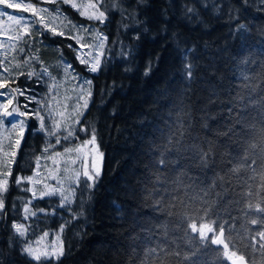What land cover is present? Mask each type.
Segmentation results:
<instances>
[{
  "label": "trees",
  "instance_id": "16d2710c",
  "mask_svg": "<svg viewBox=\"0 0 264 264\" xmlns=\"http://www.w3.org/2000/svg\"><path fill=\"white\" fill-rule=\"evenodd\" d=\"M117 3L120 9L113 7ZM98 7L107 17L99 26L107 40L98 72L79 63L72 39L41 27L25 37L42 40L40 48L32 46L39 63L31 75L24 69L10 82L12 90H34L33 80L44 78L46 68L58 76L61 60L91 80L92 95L72 139L79 145L95 131L103 153L101 175L94 188L77 194L68 211L58 209L48 222L44 216L39 221L44 229L64 225L63 254L50 264H156L158 258L164 264H230L225 251L243 256L247 264H264L259 235L264 232V5L260 0H101ZM185 8H195L196 15ZM62 9L84 21L70 6ZM133 12L139 27L148 28L138 41L127 16ZM122 51L130 54L122 57ZM149 62L154 67L145 76ZM13 98L22 107L23 97ZM37 127L31 118L18 159L44 143ZM210 146L202 165L198 153ZM161 158L166 165L159 164ZM24 195L11 183L0 228V264H49L25 256L6 223L8 206L18 201L20 209L18 198ZM204 202L211 205V219L225 225L227 250L200 243L198 234L186 235L185 206L201 208ZM52 205L51 198L32 203L34 210L50 211ZM169 205L171 215L165 210Z\"/></svg>",
  "mask_w": 264,
  "mask_h": 264
},
{
  "label": "rangeland",
  "instance_id": "374dc122",
  "mask_svg": "<svg viewBox=\"0 0 264 264\" xmlns=\"http://www.w3.org/2000/svg\"><path fill=\"white\" fill-rule=\"evenodd\" d=\"M37 1L38 3H32V1L27 0H9V2L20 3L22 5L21 8H7L6 5L0 4V12H7L9 15H14L18 19H21V24L17 25L14 21H10L8 19V15L0 16V83L5 85V87L0 88V93H8L12 98L13 104L8 106L9 110L13 107H18L20 111H25L23 105L28 103V101H26V96H32L34 101L41 102L40 105H37L35 102L28 103V114L25 117H19L17 114L16 117L6 118V121L15 120V122L18 123L19 119H26L29 121L33 118L35 123L39 126V121L34 118L30 109H36L41 105H46V111L41 113L45 115V123L51 126L52 121L46 114L47 111H51L53 117L60 122L61 128L59 134L63 136L66 134L65 129L69 127L76 128L83 116L77 117L75 115V110L77 109L78 104H83V100L79 99V96L83 91V80H90V78L73 72L71 67L70 71L66 72L64 67L65 63L61 60L60 72L58 76L53 74L51 68H46L43 71L44 78L38 76L35 77V80H33L35 87L34 90L26 88V90L19 89V92H16L11 89L12 86L10 85V82H13L22 70L25 69L27 71H31L32 68L35 67L34 63H39L32 46L35 44L36 49L40 48L39 42L42 40L35 39L34 42L32 40L27 41L25 37L41 27V29L49 31L52 35L67 36L72 39L76 45V51L78 50L77 55H87L90 52L93 55L97 54L99 50L95 47L97 43L95 39V32L98 31L104 35L99 28L101 24L95 20H88L86 16L82 17L84 21H80L79 19H76L74 15L62 9V6L68 5L71 7V4L75 3L77 8H71L77 15H79V11H84L86 14H96L100 11L98 3L101 0H69L68 4L59 3V0ZM40 1L45 2L46 4H39ZM94 4L97 5L96 9L90 7ZM26 5H31V8L27 11L24 10V6ZM33 9L36 11L33 12ZM80 27L92 28L94 31L92 33H85L79 30ZM60 33H63V35ZM77 39H79L85 46L81 47V44L76 43ZM104 52L105 49L103 50V55L100 57L101 60L104 56ZM32 72L33 70L30 73ZM19 93H23V95ZM15 95H21L23 97L22 107L14 104L13 97H15ZM7 98L8 97L0 96V103H6ZM87 99L89 104L90 98ZM86 109L81 108L79 110L84 114ZM41 134L44 136L45 141L40 145L39 149L34 151L29 150L27 152L24 151L18 159V151L20 149L22 139L20 140L19 146L16 145V141L20 139V130L16 129L15 131H12L11 124L7 122L0 124V166L7 162L8 167L11 168L8 190L12 181L18 176H33L32 183H24L20 186H16L12 183L13 187L16 189L19 188V191L26 192L27 195H24L23 197L20 196L18 198L21 207L20 209L17 208V201L15 204V213L11 210L14 202L8 206L9 219L7 218L6 223H9L11 234L20 242L21 249L25 246L24 241L27 239L32 242L33 252L36 255L42 253L46 249V246L50 245L56 238L57 234L59 235L57 251L62 249L63 253L62 231H60L61 225H59V228L57 229H44L39 221L46 220L43 218L44 216L47 218L48 222L49 218H53L57 214L58 209H65L68 211L69 207H71L75 202L77 194L79 192H85L82 172L85 168H91L93 157L95 158L97 169L101 171L102 167V157L100 156L101 152L99 148L98 151H96V149L91 145H83V143L73 145L72 138L68 141L62 139L61 143L56 145L55 136L48 137L43 133ZM47 144H51L54 147H52L48 152H44V148ZM9 145H11V147H9ZM78 146L79 151H76L75 149H77ZM65 148H71L73 151L65 152ZM56 152L61 153V155L56 156ZM16 163L17 166L14 172L13 169ZM2 172L3 168L0 167V174H2ZM78 174H80L79 180ZM45 184L51 185V188L45 189ZM33 187H35L37 195L40 191H51L52 188H58L60 193L67 196L70 203L66 207L61 208V195L59 193L51 197L45 196L43 198L33 199L31 192L24 191L25 188ZM73 189L75 191H73ZM7 192L4 194L5 203ZM46 198L53 199L52 210L46 211L43 209V212H41V209H33L32 203L35 200H42ZM12 199L17 200V198L14 197ZM29 200H32V203L28 204V207L33 212H36L37 215L30 217L28 220H24L23 209ZM2 220L3 215H0V228L3 223ZM13 223L24 224V226L28 229L25 238L19 237L15 229L12 228ZM41 228L43 230H41ZM44 232H48L49 236L37 244L36 241L43 236ZM25 256L34 260L33 257H30L27 254H25ZM56 260V258H53L51 261L55 262ZM41 261L45 260L42 258Z\"/></svg>",
  "mask_w": 264,
  "mask_h": 264
},
{
  "label": "snow or ice",
  "instance_id": "6c2138e0",
  "mask_svg": "<svg viewBox=\"0 0 264 264\" xmlns=\"http://www.w3.org/2000/svg\"><path fill=\"white\" fill-rule=\"evenodd\" d=\"M142 2H143V0H139V3H142ZM246 2H247V0H246ZM59 3L68 4L69 0H59ZM0 4L6 5L7 8H21V6H22L20 3L9 2V0H0ZM260 4L264 5V0H260ZM71 7L76 9L77 5L75 3H73V4H71ZM90 7L93 9H96L97 5L94 4V5H91ZM113 7L120 9V4L119 3L114 4ZM29 8H31V5L24 6L25 11H27ZM35 11L36 10L33 9V12H35ZM54 11H55V9H54ZM121 11H122V15L125 14L123 12V10H121ZM184 11L187 14H192L193 16L196 15L195 8H185ZM2 15H8V19L10 21H14L17 25L21 24V19H18L14 15H9L7 12H0V16H2ZM79 15L81 17L86 16V18L88 20H95L101 25L105 24V22L107 20L105 11H98L96 14H86V12H84V11H79ZM127 16L129 18V20L131 21L132 29L135 32L133 39L138 41V40H140L141 36L144 33L148 32V28L144 27L141 29L139 27V25L141 24V21L136 16V14L134 12L128 13ZM124 27L127 29L129 27V25L125 24ZM239 28L244 29L245 25H239ZM79 30L82 32H85V33H92L94 31V29L88 28V27H80ZM60 34L63 35V33H60ZM95 39L97 41L95 47L99 50L97 52V54L93 55L90 52L87 55L78 54L76 57V59L79 60V63L82 65H85L86 70L91 72V73H96V72H98V70H100V67H101L100 57L103 55V50L105 49V41L107 40V37L102 35L100 32L96 31L95 32ZM76 43L81 44V47L85 46L84 44L81 43V41L79 39L76 40ZM114 43H118V42H114ZM68 47L73 48L74 46L70 44V45H68ZM122 47L127 48V46H122ZM129 54H130V52H128V51H122L121 52L122 57H126ZM61 59H63V57H61ZM64 67H65L66 72L70 71V65L68 64V62H65ZM153 67H154L153 64L151 62H149L146 65L144 75L148 76L149 73L152 72ZM191 67H192V65H190V64L187 66L189 76H191ZM127 70L131 71L130 68ZM29 75H31V73H29ZM3 87H5V85L0 83V88H3ZM82 88H83V91H82L81 95L79 96V99L83 100V104L77 105V109L75 110V115L77 117H80L83 115V112L80 111L79 109H81V108L86 109L88 107V99L87 98H90L92 95L91 80H88V79L83 80ZM15 91L19 92L18 89ZM19 94L23 95V93H19ZM0 96L8 97L6 100V103H0V124L7 122V123L11 124L12 131H15L16 129L20 130V139H18L16 141V145L19 146L20 140L23 138V133H24L25 128L27 127L28 121L26 119H19V122L16 123L15 120H7L6 121V118L16 117L17 114L19 117H25L28 114V111H27L28 110V103L35 102L37 105H40L41 102L40 101H34V98L32 96H26V101H28V103H25L23 105V107L25 108V111H20L18 107H13V108H11V110H9L8 106L13 104L12 98L9 96L8 93H0ZM31 111H32L34 118L37 121H39V126L34 129V132L36 134L43 133L48 137L55 136V144L56 145H59L61 143L62 139L65 141H68L73 137L74 132H75L74 127H69L67 129H65L66 134L63 136H61L59 134V131L61 128L60 122L57 121L53 117V114L51 111H47L46 114H47V117L52 121V124H51V126H49L47 123H45V115H43L41 113L46 111V105H41L40 107H37L36 109H32ZM61 115H63V114H61ZM80 131L85 132L86 134L89 133V129L84 128V127H82L80 129ZM83 145H91L93 148L96 149V151H98L97 136H96L94 130H92L90 133V139H85L83 141ZM9 147H11V145H9ZM52 147H54V146L51 144H47L46 147L44 148V152H48ZM75 150L79 151V146ZM165 150H167V148ZM64 151L65 152H71V151H73V149L65 148ZM211 151H212L211 146L209 147L208 151H203V150L199 151L198 155H199V159H200L202 165L207 164L208 157H209V154L211 153ZM55 155L59 156V155H61V153L56 152ZM100 156L102 157L103 153H100ZM159 164L166 165L167 160L164 158H161L159 160ZM0 167L3 168V172H2V174H0V215L6 216L7 213L4 211L5 210L4 194L8 191L9 177L11 176V168L8 167L7 162H5ZM233 171H239V168H235V169H233ZM79 175L80 174H78V180H79ZM100 175H101V171L97 169L95 158L93 157L92 163H91V168H85L82 172L84 190L87 191V190L94 188L99 181ZM32 182H33V176H26V177L18 176L17 178H15L12 181V183L16 186H20L21 184L32 183ZM47 188H51V185L45 184V189H47ZM24 191L31 192L33 199L43 198L45 196L51 197V196L57 195L59 193L61 195V200H60V207L61 208L66 207L70 203L68 201L67 196H64L63 193H60L58 188H52L51 191H47V190L40 191L38 195H37V191H36L35 187L25 188ZM73 191H75V190L73 189ZM81 194L83 195V193H81ZM31 203H32V200H29L25 204V207L23 209V212H24L23 219L24 220H28L30 217L37 215L36 212H33L28 207V204H31ZM204 203L206 206H203L201 208H194L191 205L185 206L186 212H185L184 216L182 217V219H183V222L185 225L186 235L190 236L192 239H196V237L191 236V234H193V233L198 234L200 243L210 241L212 244H216V245L223 244L224 249L227 250L229 245L227 243H224V240L222 239V237L224 236L225 225L223 223H218L217 221H213L211 219V211H210L211 205H207L206 202H204ZM155 204L156 205H162L163 202L160 200H156ZM170 209H171V205H169V207L165 210L168 211V213L171 215L172 213H171ZM11 210L13 211V213L16 212L15 204L12 205ZM157 210H159V209H157ZM40 211L43 212V209H41ZM75 218L76 217H74V219ZM260 222L262 224H264V220H261ZM252 223L255 224V223H257V221L253 220ZM12 228L15 229V231L19 235V237H21V238L26 237L28 229L24 226V224L13 223ZM63 229H64V225H61L60 231H63ZM187 229L191 230L190 233L187 231ZM209 234H211V235H209ZM259 235L261 236L262 239H264V232L259 233ZM48 236H49V233L44 232L43 236H41L36 241V243L39 244L41 240H45ZM58 241H59V235L57 234L56 238L51 242V244L47 245L46 249L42 253H40L39 255H36L33 252L32 242L25 239V241H24L25 246L21 249V252L24 254H27L30 257H33V259L36 261H41V259L43 258V260L48 261L50 264V262L53 258H56L58 260L59 257L63 254L62 249L60 251H57ZM48 249H51V250H48ZM261 250L264 251V245L261 246ZM152 254H155V249L150 250L149 255H152ZM171 254L177 255L178 253H171ZM225 255H228L229 259H231L232 257L236 256V252H232L231 254H229L227 251H225ZM238 259L240 260L241 264H243L244 257L240 256V257H238ZM141 264H145V262L141 261ZM149 264H151V262H149ZM156 264H164V262L158 258L156 261Z\"/></svg>",
  "mask_w": 264,
  "mask_h": 264
},
{
  "label": "water",
  "instance_id": "95a60500",
  "mask_svg": "<svg viewBox=\"0 0 264 264\" xmlns=\"http://www.w3.org/2000/svg\"><path fill=\"white\" fill-rule=\"evenodd\" d=\"M238 257H240V256H237V257H232L231 259H229V256H228V262L230 263V264H241V262H240V260L238 259ZM243 264H247L246 263V261H245V259H244V261H243Z\"/></svg>",
  "mask_w": 264,
  "mask_h": 264
}]
</instances>
